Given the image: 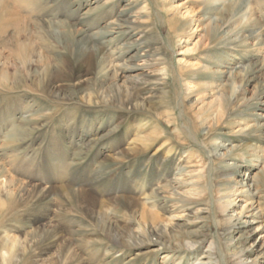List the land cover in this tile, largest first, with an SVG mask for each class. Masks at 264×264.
Listing matches in <instances>:
<instances>
[{"label":"rangeland","instance_id":"rangeland-1","mask_svg":"<svg viewBox=\"0 0 264 264\" xmlns=\"http://www.w3.org/2000/svg\"><path fill=\"white\" fill-rule=\"evenodd\" d=\"M5 1L0 264H194L221 242L215 200L232 187L264 219V0ZM197 159L209 160L199 200L168 189L165 209L145 205ZM182 207L210 215L186 226ZM193 231L204 241L188 249ZM236 232L264 264L258 236Z\"/></svg>","mask_w":264,"mask_h":264},{"label":"bare ground","instance_id":"bare-ground-1","mask_svg":"<svg viewBox=\"0 0 264 264\" xmlns=\"http://www.w3.org/2000/svg\"><path fill=\"white\" fill-rule=\"evenodd\" d=\"M213 3H218V0H214ZM9 6L5 0H0V18L6 17L8 20L11 18V14L9 13ZM11 15V16H10ZM7 21V20H6ZM10 21V20H9ZM125 31L124 33H128L133 30V26L131 23H128L124 26ZM197 27L195 26V29ZM191 29L187 31L190 32ZM112 27L111 24L108 26L105 34H112ZM202 37V36H201ZM177 39V38H175ZM187 52V51H185ZM144 56V55H141ZM138 68L143 70H147L144 64L137 65ZM209 69V68H208ZM211 74L216 73L215 70H208ZM158 84L162 85L159 81H153L152 85ZM195 87H193L194 89ZM153 91V90H152ZM201 97H195L193 99V103L195 106L194 114L199 118L200 115L206 112L208 109L207 104L202 103L200 101ZM211 104V103H210ZM218 122H212L211 120H204L201 122V126L205 127L206 130L211 129L212 126L217 124ZM214 127V126H213ZM239 132V130L235 131ZM241 133V132H239ZM213 156V155H212ZM190 159V158H189ZM188 159V160H189ZM205 160L197 159L194 162H189V166L186 168L181 169L179 173L181 176L172 178L167 184L162 186H157L152 189L148 194H145L143 200L145 205H150L151 208H159L165 209L164 206H160V200H164L167 202L169 199L168 193L166 192L168 189H171L173 192L170 194L174 197H181L180 201L183 203L189 201H196L199 200L204 195V184L206 176L205 171L208 164ZM208 179V178H207ZM238 184V181L235 182ZM236 186H243V185H236ZM184 187L188 188V191L185 195L184 192H179L178 188ZM244 187H240L239 189L236 187H232V192H218L216 195L215 200V214H217L220 218L219 221L215 222V225L218 227L221 237V242L219 244L209 243L206 246V250L204 251L205 256L198 259L199 261L195 262L194 264H254L252 260L249 258V254L251 251L241 248L239 242L243 238V235H240L236 239L234 238V233L240 229H247L251 228L252 232L250 236L256 237L255 243L251 245L250 248L255 246L260 247V254H264V219L263 214L261 213L259 207L254 206V195H248V198L243 201L244 204L237 206L236 201L240 195L246 194V190H243ZM165 194V195H164ZM241 199H239L240 202ZM159 203V204H158ZM143 205V206H145ZM175 209V207H173ZM183 210H191L192 211V219H186L185 224L186 226H193L195 224H201L204 222V214L210 215L209 210L207 207L191 209L189 207H182ZM239 208V210H238ZM146 211V210H145ZM189 214H184V211L181 214H177L175 216H170L171 220H181V218L187 217ZM177 225V224H175ZM181 225V224H180ZM179 225V226H180ZM183 226V225H182ZM204 224L200 228H202ZM168 229L165 227L161 230L152 229L149 233L156 234L157 236L168 235ZM237 233V232H236ZM186 234L192 237L188 238L186 243V247L188 249L193 248L197 244H200L204 241L203 239L198 240L203 235H200L199 231L193 232H186ZM162 245L163 243H158ZM170 244V243H169ZM179 246V245H177ZM257 257V256H256Z\"/></svg>","mask_w":264,"mask_h":264}]
</instances>
